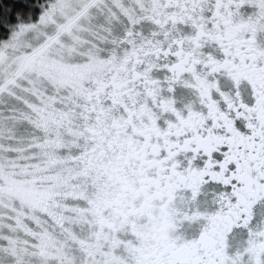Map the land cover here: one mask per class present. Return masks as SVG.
I'll list each match as a JSON object with an SVG mask.
<instances>
[{
	"label": "snow or ice",
	"instance_id": "snow-or-ice-1",
	"mask_svg": "<svg viewBox=\"0 0 264 264\" xmlns=\"http://www.w3.org/2000/svg\"><path fill=\"white\" fill-rule=\"evenodd\" d=\"M0 264H264V0H0Z\"/></svg>",
	"mask_w": 264,
	"mask_h": 264
}]
</instances>
